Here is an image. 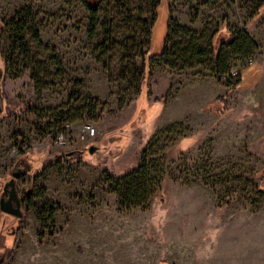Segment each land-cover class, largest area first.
Segmentation results:
<instances>
[{
    "label": "rangeland",
    "instance_id": "374dc122",
    "mask_svg": "<svg viewBox=\"0 0 264 264\" xmlns=\"http://www.w3.org/2000/svg\"><path fill=\"white\" fill-rule=\"evenodd\" d=\"M148 4L103 0L90 33L82 0H0V197L12 172L28 169L15 178L21 215L0 208L1 264H264L255 174L264 168V0H160L150 52L162 47L168 4L189 32L171 34L173 53L152 62L143 95L133 68L142 69L138 20L149 22ZM23 6L32 13L28 55L16 49L8 58L6 22ZM238 31L257 46L250 56L232 54ZM127 38L140 45L100 46ZM217 48L229 77L216 76ZM218 95L226 114L207 105ZM85 123L95 136L82 139ZM56 128L66 145L56 143ZM183 136L196 139L170 153ZM144 150L168 167L166 200L124 210L101 181L135 167ZM51 207L52 217L37 218Z\"/></svg>",
    "mask_w": 264,
    "mask_h": 264
},
{
    "label": "trees",
    "instance_id": "16d2710c",
    "mask_svg": "<svg viewBox=\"0 0 264 264\" xmlns=\"http://www.w3.org/2000/svg\"><path fill=\"white\" fill-rule=\"evenodd\" d=\"M103 0H82V4L86 11L89 14V30L90 33H93L95 24H96V15L98 5ZM206 0H200V3H204ZM160 0H149V4L147 10H145L150 15V20L147 22L146 20H138L139 25L142 28L144 39L146 40L144 48L140 52L141 60H142V69L141 71L136 70V67L133 68L134 78L139 81L138 87L139 90L142 91L143 95H148L150 91V80L152 78L151 73V64L153 61H166L168 56L173 53V48L168 46V42L171 40V34L177 32L188 33L189 30L179 24H177L176 20L172 16V12L170 6L168 4L167 11V23H166V31L162 41V47L159 52H150V43H151V34L152 27L156 19V8L159 5ZM145 12V13H146ZM140 13H144V11H140ZM141 15V14H140ZM196 16V11H193L191 15V20H194ZM32 19L31 9L28 6L21 7L18 11L15 12L14 16L11 18L9 22H6V26H10L12 29V34L10 36V46H9V55L8 58L11 57V54L16 50L20 49L25 56L28 55V49L24 42L23 31L28 29V24ZM32 39L37 42L38 45L41 44L39 39L38 31L32 26L30 29ZM236 38L232 39L228 44L232 54H239L243 56H250L253 51L257 48L255 42L251 39L249 34L244 31L236 32ZM140 45L139 42H136L133 38H127L125 41L121 43H107L100 44L103 47L104 51L107 49H112L115 46H118L121 50L127 52L134 49L136 46ZM221 49L217 48L212 53V61L215 63L216 67V76L225 77V74L230 73L225 62H220L219 53ZM142 95V96H143ZM160 99L156 98L155 100ZM215 104L217 105L218 113L220 115L226 114L229 111V108L225 104V95H218L213 100L208 102L207 105ZM63 116V115H61ZM37 129L42 131H46V128L41 127L37 124ZM57 128L55 129V131ZM194 136H183L179 140L175 141L170 149V153L174 155H182L185 149L191 145V142L195 141ZM263 143H264V135H263ZM151 145V144H150ZM73 153L69 151L66 155ZM167 162V158H164ZM161 167V168H158ZM48 169V166H44L39 173H36L33 176L35 180L40 174H43ZM168 167L163 166L162 158H148L146 154V150L143 151L140 157L139 163L127 171L118 176L107 175L105 180L101 182L107 186V189L110 193L114 194L118 205L120 208L124 210H128L133 207H142L146 205H151V203H163L166 200V192H165V181L168 174ZM256 176L259 180V185L257 186L258 198L264 197V168L257 170L255 172ZM44 190L36 194L37 197H41ZM257 198H254L256 201ZM231 200L226 199L224 201L225 204H228ZM28 208L31 206V199H28ZM222 204H218L217 208L220 209ZM48 213L50 217L55 213L54 208H48V210L42 209L36 212L37 218L40 219L42 215Z\"/></svg>",
    "mask_w": 264,
    "mask_h": 264
},
{
    "label": "water",
    "instance_id": "95a60500",
    "mask_svg": "<svg viewBox=\"0 0 264 264\" xmlns=\"http://www.w3.org/2000/svg\"><path fill=\"white\" fill-rule=\"evenodd\" d=\"M93 149H94L93 145L89 147L90 152H92ZM27 173H28V169H23L21 171H16V172L14 171L12 172L11 179L4 184L2 192L4 193L5 191H7L8 197L6 199H4L2 196L0 197V208L3 211L12 213L18 216L21 215L20 199L15 189V178H19L20 176L25 175ZM13 203H14V206H13ZM2 260H3V257H0V264Z\"/></svg>",
    "mask_w": 264,
    "mask_h": 264
},
{
    "label": "built area",
    "instance_id": "2783aa9c",
    "mask_svg": "<svg viewBox=\"0 0 264 264\" xmlns=\"http://www.w3.org/2000/svg\"><path fill=\"white\" fill-rule=\"evenodd\" d=\"M69 126H71V124L69 123ZM81 137L82 139L87 138V137H92L95 136L97 133V128L90 123H85L82 127H81ZM54 139L56 141L57 144L59 145H66V135L65 132H63L62 130H56L54 131Z\"/></svg>",
    "mask_w": 264,
    "mask_h": 264
},
{
    "label": "flooded vegetation",
    "instance_id": "af4514ba",
    "mask_svg": "<svg viewBox=\"0 0 264 264\" xmlns=\"http://www.w3.org/2000/svg\"><path fill=\"white\" fill-rule=\"evenodd\" d=\"M3 24H5V23H3ZM2 30V27H1V24H0V31ZM2 197L4 198V199H6L7 197H8V192L7 191H5L4 193H2ZM20 197V196H19ZM23 199H20V207H21V205L23 204V201H22ZM0 256L2 257L3 256V254H0Z\"/></svg>",
    "mask_w": 264,
    "mask_h": 264
}]
</instances>
